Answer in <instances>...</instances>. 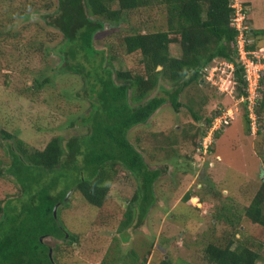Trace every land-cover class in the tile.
<instances>
[{"label": "rangeland", "instance_id": "374dc122", "mask_svg": "<svg viewBox=\"0 0 264 264\" xmlns=\"http://www.w3.org/2000/svg\"><path fill=\"white\" fill-rule=\"evenodd\" d=\"M49 2L52 5L48 10L44 5ZM236 2L247 3L246 35L250 29L264 27V0ZM55 4L56 0H0V170L9 165V145L14 148V137L29 147L43 149L53 136H60L64 145L70 137L87 132L83 117L91 110V103L86 85L78 74L59 68L60 57L33 24L43 22L38 14L53 12ZM164 11L161 5L140 8L129 13V22L117 28L106 23L93 36L96 48L121 42L131 28H164ZM251 39L249 36L248 42ZM40 40L45 46L39 44ZM258 45L264 52V34ZM170 48L171 53L177 49L175 45ZM135 58L128 55L123 62L133 66ZM226 62L216 58L215 74L213 68L210 78L187 86L180 94L177 110L167 101L147 122L128 130L130 142L147 165L161 173L154 183V203L141 225L126 230L125 241L116 233V225L138 182L128 170L118 167L100 207L90 205L74 189L67 192L65 203L58 205L59 216L77 240L66 244L44 238L48 245L58 242L62 247L58 264H101L103 260L112 264L127 258L130 250L136 252L138 260L145 258L144 264H158L163 257L172 264L181 260L207 264L205 244L223 243L228 238L256 250L261 256L259 262H263L264 226L248 220L243 208L264 181V108L257 119L249 113L251 128L246 126L239 100L228 83ZM34 79L41 81L39 87H33L37 84ZM217 110L226 114L215 123L220 129L213 147L204 146L212 135L210 129L208 137L196 145L199 135L195 131L205 128L204 119ZM16 191L11 177L0 175V202ZM187 192L189 197L184 200ZM228 217L236 224L230 226Z\"/></svg>", "mask_w": 264, "mask_h": 264}, {"label": "trees", "instance_id": "16d2710c", "mask_svg": "<svg viewBox=\"0 0 264 264\" xmlns=\"http://www.w3.org/2000/svg\"><path fill=\"white\" fill-rule=\"evenodd\" d=\"M229 1L56 0L53 12L38 14L44 23L33 21L37 25L35 31L50 41L51 51L60 57L59 68L83 79L91 110L83 117L87 132L70 137L64 145L58 135L50 138L43 149L29 147L17 137L14 148L9 145L10 162L0 170V175L10 176L18 191L0 202V264H58L62 247L58 242L50 246L44 238L66 244L77 240L76 234L62 223L58 205L65 203L67 192L74 189L90 205L102 206L118 167L128 170L138 182L115 231L125 241L126 230L142 224L155 201L154 183L161 171L147 165L130 142L128 130L147 122L167 101L177 110L181 92L190 84H201L212 67H217L213 63L216 58L234 64L229 71L235 81L236 97L247 94V81L236 49L237 30L230 24L235 9ZM51 5L49 2L44 8L49 10ZM155 5L165 10L164 28H129L131 31L123 34L121 42H108L106 47L96 48L93 36L106 23L117 28L129 22V13ZM262 34L264 27L251 29L247 37L253 40L245 48L259 49ZM39 44L45 46V41L40 40ZM171 45L177 48L174 53ZM128 55L136 57L133 66L123 62ZM34 81L37 84L33 87H39L41 81ZM262 83L264 74L259 81ZM156 89L160 93H153ZM238 103L246 126L251 128L249 102L241 99ZM251 108L257 119L264 108V94ZM216 113L220 110L213 115ZM193 116L198 119L194 112ZM211 117L204 119L207 125ZM204 127L194 133L199 135L196 145L208 129ZM261 158L264 172V150ZM188 197L189 192L183 199ZM243 211L248 220L264 226V181ZM228 224L236 223L228 217ZM203 253L207 264H264V259L259 262L261 256L256 250L229 238L223 243L208 241ZM128 254L112 264H144L145 258L138 260L135 251ZM178 263L196 264L187 260ZM158 264L172 263L163 257Z\"/></svg>", "mask_w": 264, "mask_h": 264}, {"label": "built area", "instance_id": "2783aa9c", "mask_svg": "<svg viewBox=\"0 0 264 264\" xmlns=\"http://www.w3.org/2000/svg\"><path fill=\"white\" fill-rule=\"evenodd\" d=\"M244 16H245L244 13H242L241 11L236 12V15L233 18L232 24L238 30V33L236 36L237 50L239 53L240 64L243 65L244 77L247 81L248 91H250L249 93L250 98L248 99H249V102L251 103L253 101L252 97L254 96V92L259 86V79L262 73H264V52L261 48H259L258 50H248L245 48V45L248 42V38L246 37V31L248 27L244 22ZM227 66L230 69L233 67L232 64H227ZM212 69H213V74H215L216 67H212ZM229 76L227 79L230 82ZM206 77L210 78L209 75H207ZM241 99L242 98H240L239 100L241 101ZM225 114H219V116H217L214 119L213 125L215 127L217 125L215 124L216 121L219 122L220 118L224 116ZM207 137H208V134L205 137H203V141ZM203 141H202V145H203ZM210 143H211V137L209 136V140L204 143V146L208 147Z\"/></svg>", "mask_w": 264, "mask_h": 264}, {"label": "clouds", "instance_id": "9594fccd", "mask_svg": "<svg viewBox=\"0 0 264 264\" xmlns=\"http://www.w3.org/2000/svg\"><path fill=\"white\" fill-rule=\"evenodd\" d=\"M236 3V4H235ZM243 3V2H242ZM229 6L234 10L235 9V14L232 16V18L230 19V24L235 28V26L232 24L233 23V18L235 17V15H236V12H239V11H241L242 13H244V22H245V17H246V12H245V10L247 11V9H245V6H243L242 4H241V2L239 3V4H237V2H236V0H230L229 1ZM246 24V23H245ZM247 25V24H246ZM248 27V26H247ZM236 29V28H235ZM237 30V29H236ZM248 30V29H247ZM250 31H251V29H250ZM249 31V32H250ZM237 33H238V30H237ZM246 33H247V31H246ZM237 36V35H236ZM246 37H247V35H246ZM248 38V37H247ZM235 39H236V37H235ZM246 46V45H245ZM236 49H237V44H236ZM262 49V48H261ZM250 50V49H249ZM251 50H258V49H251ZM263 50V49H262ZM237 53H238V50H237ZM238 57H239V53H238ZM227 64H232L233 66H234V64L232 63V62H230V61H227L226 62V66H227ZM227 68L228 69H230L228 66H227ZM233 69V67L230 69V71ZM230 71H229V74H228V76L230 75ZM264 73H262V75H263ZM261 75V76H262ZM230 77V82L228 81V83L231 85V87H232V91H233V93H234V89H235V87H234V84H235V81H233L232 79H231V75L229 76ZM259 81H260V79H259ZM246 90H247V94L245 95V96H243V95H240L239 97H237L236 99H240V98H242V99H246L248 102H249V99L248 98H250L249 97V93H250V91H248V87L246 88ZM261 97V85L259 84V86H258V88L255 90V92H254V96L252 97V99H253V101L250 103L249 102V109H250V113H253V111H252V108H251V105L257 100V99H259ZM240 101V100H239ZM158 109V108H157ZM156 109V110H157ZM219 114L220 113H216V114H214L212 117H211V119H210V124L209 125H207L206 124V127H208V129L206 130V132H205V134H203L202 135V138L203 137H205L207 134H208V132H209V129H210V132H211V134L212 135H210V137H211V143L209 144V146L210 145H212V143H213V139H214V134H215V132H216V130L217 131H219V129H220V126L219 127H215L214 125H213V121H214V119L217 117V116H219ZM253 115H254V113H253ZM222 125V124H221ZM208 146V147H209Z\"/></svg>", "mask_w": 264, "mask_h": 264}, {"label": "water", "instance_id": "95a60500", "mask_svg": "<svg viewBox=\"0 0 264 264\" xmlns=\"http://www.w3.org/2000/svg\"><path fill=\"white\" fill-rule=\"evenodd\" d=\"M159 67V66H158Z\"/></svg>", "mask_w": 264, "mask_h": 264}]
</instances>
